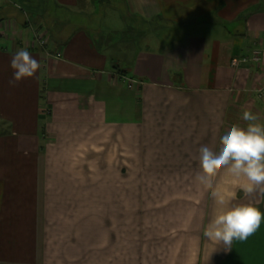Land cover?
<instances>
[{"label":"crops","instance_id":"crops-1","mask_svg":"<svg viewBox=\"0 0 264 264\" xmlns=\"http://www.w3.org/2000/svg\"><path fill=\"white\" fill-rule=\"evenodd\" d=\"M118 5L0 0V264H264V220L227 251L203 235L196 180L244 110L264 123V0ZM21 49L41 68L10 85Z\"/></svg>","mask_w":264,"mask_h":264},{"label":"clouds","instance_id":"clouds-1","mask_svg":"<svg viewBox=\"0 0 264 264\" xmlns=\"http://www.w3.org/2000/svg\"><path fill=\"white\" fill-rule=\"evenodd\" d=\"M10 67L14 85L35 77L41 68L39 61L26 50L12 55ZM246 126L233 124L220 138L219 150L207 146L200 148L201 172L196 180L210 190L214 201V215L204 227L203 235L214 243H222L230 250L234 240L244 241L254 234L264 220V213L253 203L233 204L236 190L245 196L264 194V123L251 110H244ZM224 169V181L215 178Z\"/></svg>","mask_w":264,"mask_h":264},{"label":"rangeland","instance_id":"rangeland-1","mask_svg":"<svg viewBox=\"0 0 264 264\" xmlns=\"http://www.w3.org/2000/svg\"><path fill=\"white\" fill-rule=\"evenodd\" d=\"M115 2H117L116 3V5L117 6H115ZM110 4H111V9L112 10H114V8L115 7H117V8H121L122 6H120V5H118L119 4V0H110ZM98 9V8H97ZM106 14H107V18H106V21H109V19H110V17L112 16V15H114V14H116V12L115 11H107L106 12ZM123 14H124V21L129 25H132V21L136 18V17H134L133 18V15H132V13H130L127 9H124L123 10ZM93 15H94V13H93ZM92 15V16H93ZM93 21H97V22H99V21H101L100 20V16L99 15H97V14H95V18L93 19ZM111 21L112 22H115V21H118V17H117V15L115 16V17H113L112 19H111ZM135 28V27H134ZM135 29H137V28H135Z\"/></svg>","mask_w":264,"mask_h":264},{"label":"built area","instance_id":"built-area-1","mask_svg":"<svg viewBox=\"0 0 264 264\" xmlns=\"http://www.w3.org/2000/svg\"><path fill=\"white\" fill-rule=\"evenodd\" d=\"M38 39H39L41 44L45 43V40H43L41 37H38ZM260 59H261L260 52L258 50H253V52L250 56L233 59L231 61V64L232 65H235V64L238 65L239 63L246 62V61H251V62L257 63L260 61ZM257 91H258L259 95L261 93H263L264 92V86L259 88Z\"/></svg>","mask_w":264,"mask_h":264},{"label":"trees","instance_id":"trees-1","mask_svg":"<svg viewBox=\"0 0 264 264\" xmlns=\"http://www.w3.org/2000/svg\"><path fill=\"white\" fill-rule=\"evenodd\" d=\"M98 2H107L108 0H97Z\"/></svg>","mask_w":264,"mask_h":264},{"label":"bare ground","instance_id":"bare-ground-1","mask_svg":"<svg viewBox=\"0 0 264 264\" xmlns=\"http://www.w3.org/2000/svg\"><path fill=\"white\" fill-rule=\"evenodd\" d=\"M234 66H237L236 64Z\"/></svg>","mask_w":264,"mask_h":264}]
</instances>
